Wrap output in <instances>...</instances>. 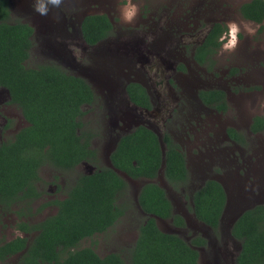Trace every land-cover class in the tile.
Returning <instances> with one entry per match:
<instances>
[{
  "label": "rangeland",
  "instance_id": "rangeland-1",
  "mask_svg": "<svg viewBox=\"0 0 264 264\" xmlns=\"http://www.w3.org/2000/svg\"><path fill=\"white\" fill-rule=\"evenodd\" d=\"M251 1L131 0L137 14L133 21L124 22L120 9L127 0H61L59 5L49 0H10L14 19L36 28L28 66L60 65L87 79L99 95V102L86 107L84 122L97 135L93 145L101 155L102 167L111 166L110 155L118 136L144 122L160 135L169 132L182 146L188 156L190 181L176 189L165 178L163 168L156 184L166 191L177 214L183 215L188 225L176 229L171 222L160 219L157 224L188 243L198 236L208 240L209 247L199 250L200 264H234L241 251V244L232 237L234 223L244 211L264 205V132L257 136L250 133L253 120L264 117V23L257 25L240 15V7ZM41 2L46 5L45 14L36 11ZM93 14L107 15L116 33L107 42L89 47L83 41L81 25L86 16ZM218 22L235 25L240 37L234 48L224 44L213 75L194 62L193 51ZM180 66L187 71L178 72ZM169 80H174L178 89L170 87ZM131 82L145 86L153 96V117H141L129 103L125 90ZM213 89L227 94L226 113L199 103V92ZM27 126L21 110L11 105L8 92L0 89V145ZM230 128L245 134L246 147L229 140ZM95 170L90 164L68 173L44 167L41 176L50 186L43 200L32 206L35 216L30 221L37 223L54 215V208L46 213L34 212L47 201L64 198L77 178ZM124 177L130 188L120 204L130 205L129 211L107 233L82 241L80 249L92 248L101 257L111 253L127 257L136 244L146 217L140 209L139 193L150 181ZM212 177L220 181L229 197L217 237L192 210L194 193ZM52 183L60 187L58 195ZM0 220V243L21 236L12 229V217L0 215ZM21 257L0 264H20Z\"/></svg>",
  "mask_w": 264,
  "mask_h": 264
},
{
  "label": "trees",
  "instance_id": "trees-1",
  "mask_svg": "<svg viewBox=\"0 0 264 264\" xmlns=\"http://www.w3.org/2000/svg\"><path fill=\"white\" fill-rule=\"evenodd\" d=\"M245 20L264 23V0L244 4ZM225 28L217 24L205 43L199 47L197 59L205 61L222 46ZM113 24L106 15L85 18L82 32L89 45H96L112 35ZM34 48V29L12 17L8 0H0V89L9 91L11 103L22 112L28 126L0 145V204L22 205L40 196L36 184L46 166L73 169L86 161L97 162L92 149L94 134L84 118L97 103V95L81 77L70 74L54 63L31 68L28 62ZM132 101L149 108L146 91L134 85L128 88ZM219 92L201 93L206 103L220 101ZM220 110L226 109L218 104ZM255 134L264 131V117H257L252 126ZM230 136L239 143L245 139L235 130ZM167 151L163 160L158 137L145 128L122 138L111 156L113 167H101L83 175L66 200L58 202L59 212L37 225L20 224L28 237H17L0 243V262L22 255L20 264H199L195 246H205L203 239L188 243L176 234L165 233L157 218L173 219L185 227L184 219L175 215L165 190L148 183L139 193V205L146 215L139 227V236L127 257L119 253L99 256L92 248L80 249L85 239L107 233L126 215L128 204L120 201L129 192L130 184L120 175L132 179H155L165 162V178L170 184L186 182L188 170L185 155L170 135L164 138ZM177 186V185H176ZM197 219L217 230L226 206L223 186L208 181L194 194ZM232 234L242 243L237 264H264V205L247 210L234 224Z\"/></svg>",
  "mask_w": 264,
  "mask_h": 264
},
{
  "label": "flooded vegetation",
  "instance_id": "flooded-vegetation-1",
  "mask_svg": "<svg viewBox=\"0 0 264 264\" xmlns=\"http://www.w3.org/2000/svg\"><path fill=\"white\" fill-rule=\"evenodd\" d=\"M9 1V4H10V7H11V2H10V0H8ZM246 4V3H245ZM243 6V5H242ZM241 6V7H242ZM241 7H240V9H241ZM11 12H12V7H11ZM94 15V14H93ZM96 15V14H95ZM105 15V14H104ZM240 15H241V17H242V19H244V17L242 16V14H241V11H240ZM88 16H91V15H88ZM88 16H86V17H88ZM107 16V15H106ZM12 17H13V12H12ZM85 17V18H86ZM85 18H84V20H85ZM109 18V17H108ZM13 19H14V17H13ZM15 20V19H14ZM84 20H83V22H84ZM245 20V19H244ZM15 21H18V20H15ZM111 21V20H110ZM245 21H247V20H245ZM22 22V21H21ZM83 22H82V25H83ZM251 22V21H250ZM24 23V22H23ZM112 23V22H111ZM253 23H255V22H253ZM27 24V23H26ZM113 24V23H112ZM217 24H220V25H222L226 30H225V32H224V34H223V36L221 37V39H220V42H222V46H221V48L218 50V52L216 53V54H210V55H208V57L206 58V60L205 61H199L198 59H197V56H198V49H199V47H201L204 43H205V41H206V39H207V37H208V35H209V33L211 32V30L214 28V26L215 25H217ZM257 24V23H256ZM263 24V23H262ZM28 25H30V24H28ZM82 25H81V32H82ZM257 25H261V24H257ZM31 26V25H30ZM33 29H34V37H35V35H36V28L34 27V26H31ZM115 28H114V25H113V31H112V35L108 38V39H106V40H104V41H101V42H99L98 44H96V45H89L86 41H85V39H84V36H83V32H82V38H83V41L85 42V44L87 45V46H89V47H96V46H99V45H101V44H103V43H105V42H107L108 40H110V38H112L114 35H115ZM240 33L239 32H235V33H232V27H230V26H227V25H225V24H223V23H215V24H213L211 27H210V30H209V32H208V34H207V36L205 37V39L203 40V42L202 43H200L198 46H196L195 47V49H194V51H193V59H194V62L199 66V67H201V68H203V69H205V71L206 72H208V73H211V74H213V75H215V73H214V71H215V66H216V59H217V57H218V55H219V53H220V51L222 50V48H223V46H224V44H227V46H229V48H234L237 44H238V42H239V37H240V35H239ZM233 36H235V38H236V42H235V45L233 46ZM57 65V64H56ZM60 66V65H59ZM62 67V66H61ZM64 68V67H63ZM65 69V68H64ZM66 70V69H65ZM177 70H178V72H180V73H184V72H186L187 71V69L184 67V66H180V67H178L177 68ZM71 74V73H70ZM73 75V74H72ZM74 76H76V75H74ZM77 77H79V76H77ZM82 78V77H81ZM90 86H91V88L95 91V89H94V87H93V85L87 80V79H85V78H83ZM134 85H137V86H140L141 88H143L145 91H146V94H147V96H148V100H149V105H150V107L149 108H147V107H142V106H139V105H136L133 101H132V98H131V96H130V94H129V92H128V88L130 87V86H134ZM168 85L170 86V87H173V88H175V89H178V86H177V84H176V82L174 81V80H169V82H168ZM7 91V90H6ZM126 95H127V98H128V101H129V103L131 104V105H133V107L135 108V111L136 112H139L140 113V115H141V117H143V118H147V117H153V113L155 112V110H156V103H155V101H154V99H153V96L150 94V92L148 91V89L145 87V86H143V85H141V84H139V83H133V82H131V83H129L128 85H127V87H126ZM8 92V94H9V96H10V93H9V91H7ZM204 92H219V93H221V94H223L224 96L223 97H221L220 96V101L218 102V103H215V104H211V103H206L202 98H201V93H204ZM95 93H96V95H97V97H98V99H97V102H99V95L97 94V92L95 91ZM198 101H199V103L202 105V106H204V107H206V108H208V109H210V110H214L215 112H217V113H226L227 112V110H228V107H229V104H228V98H227V94L224 92V91H222V90H218V89H213V90H201L200 92H199V94H198ZM10 103H11V97H10ZM218 104H220L221 106H223L226 110L225 111H222V110H220L217 106H218ZM11 105H13V106H15V107H17L16 105H14V104H12L11 103ZM18 108V107H17ZM85 110H86V108H85ZM22 113V112H21ZM23 116V115H22ZM23 118H24V116H23ZM257 118V117H256ZM25 119V118H24ZM255 120V119H254ZM254 120H253V122H252V124H251V127H250V133L252 134V135H255V136H257V135H261V134H263V132H261V133H258V134H255V133H253L252 132V126H253V124H254ZM27 122V121H26ZM140 128H145V129H147V130H149V131H152L154 134H156V136L158 137V139H159V142H160V145H161V148H162V154H163V160L165 161V156H166V151H167V148H166V145L164 144V138H165V136L168 134V135H170V137L172 138V140L180 147V152L181 153H183L184 155H185V160H186V168H187V170H188V179H187V181L186 182H180V183H178V184H176V185H174V184H171L174 188H176V189H179L180 187H182V186H184V185H186L187 184V182L188 181H190V179L192 178V176H191V172H190V169H189V164H188V156H187V154H186V152L183 150V148H182V146L176 141V139L173 137V135L172 134H170L169 132H164L162 135H160V134H158L152 127H150L148 124H146V122H144V123H141V124H138V125H136L135 127H134V129L133 130H131V131H129V132H125V133H122L120 136H118V140H117V142H116V144L113 146V148H112V153H111V155H110V161H111V156H112V154L114 153V151L117 149V146H118V144H119V142H120V140L122 139V138H124V137H126V136H129V135H132V134H134L138 129H140ZM231 129H233V130H235L239 135H241L244 139H245V141H246V143H239L238 141H236V140H234L231 136H230V134H229V131L231 130ZM123 131H125V129H122ZM90 132H92L93 134H94V136H95V138L97 137V135H95V133H94V131H90ZM16 135V134H15ZM227 135H228V138H229V140L231 141V142H233V143H235V144H237V145H239V146H241V147H246V145H247V138H246V136H245V134H242V133H240L238 130H236V129H234V128H230V129H228V131H227ZM95 138L93 139V142H94V140H95ZM92 149L93 150H95L96 151V155H97V162H94V163H89V162H86V161H84V162H82L81 164H79V165H77V166H75L73 169H70V170H63L62 168H58V167H52V166H48V167H52L53 169H55V170H57V171H61V172H64V173H68V172H72V171H74V170H76L78 167H80V166H82V165H84V164H90V165H92V166H94L95 168H96V170L93 172V173H95L97 170H98V168H101L102 166L100 165L101 164V155L99 154V152H98V150L96 149V148H94V145H92ZM165 163V162H164ZM203 166V163H201L200 165H199V167H202ZM109 167H113L112 166V163H111V166H109ZM162 169H163V167H162ZM161 169V170H162ZM164 169H165V167H164ZM160 170V171H161ZM42 171V170H41ZM160 171H159V174H160ZM93 173H91V174H93ZM120 173V175H122L123 176V178L125 179V177L124 176H127L128 178H130L128 175H126L125 173H121V172H119ZM89 175V174H88ZM40 176H41V173H40ZM41 178H42V176H41ZM80 178V177H79ZM79 178H77L74 182H73V184H71L69 187H68V190H67V192H66V196L64 197V198H61V199H59V198H54V200H52V201H47V202H45L44 203V205L43 206H41L40 208H39V210L38 211H35L34 212V214H41V213H44L45 211H47V210H49V209H51V208H54V209H56V212H55V214L54 215H52V216H55L58 212H59V208H58V202H62V201H64V200H66L67 198H68V196H69V193H70V191H72V189H73V187H75V185H76V183H77V181L79 180ZM159 178V175H158V177H156L155 179H153V180H151V179H146V178H142V179H132V178H130V179H132V180H135V181H141V180H148V181H150V183H156V180ZM208 181H216V182H218V183H220V181L219 180H217L216 178H214V177H212V178H208L207 180H205V182L203 183V186L208 182ZM148 184V183H147ZM221 184V183H220ZM52 185L55 187V189H56V191H57V195L59 194V192H60V187L57 185V184H55V183H52ZM222 185V184H221ZM36 188H37V192L40 194V196L38 197V198H36V199H34V200H32V201H29V200H27V199H24V202H23V204L22 205H20V206H18L17 205V203L15 204V203H12L11 204V206L9 207L8 206V204L6 203V202H1V204H0V215L1 216H5V218L7 219V217H12L13 218V220H14V223H13V227H12V229L14 230V232H18L21 236H19V237H23V238H25V237H28L29 235L28 234H25L23 231H21V229H20V224H22V223H27V224H29L30 226H34V225H37V224H39L40 222H42V221H40V222H37V223H33L32 221H30V219H32V216H35V215H32V206L36 203V202H39L40 200H43V198L45 197V194L47 193V187L48 186H50V185H48V183H45V182H43V178H42V180L40 181V182H38L36 185ZM41 186H43L44 188H41ZM203 186H202V188H203ZM223 186V185H222ZM143 188V187H142ZM223 188H224V186H223ZM200 190V189H199ZM198 190V191H199ZM224 191H225V194H226V206H227V204H228V200H229V197H228V193H227V191H226V189L224 188ZM166 192V191H165ZM197 192V191H196ZM195 192V193H196ZM194 193V194H195ZM168 197V196H167ZM168 199H169V197H168ZM170 200V199H169ZM170 202H171V200H170ZM172 203V202H171ZM192 204H193V212H194V208H195V206H194V195H193V197H192ZM172 206H173V211H174V214L175 215H179V216H181L183 219H184V221H185V227H178V226H176L175 224H174V222H173V219H160V218H157V219H160L161 221H169V222H171L172 223V225L176 228V229H183V228H186L187 227V221H186V219H185V217L183 216V215H181V214H177V212H176V210L174 209V205H173V203H172ZM225 206V208H224V211H223V215H224V213L226 212V210H227V207ZM16 208H19V210H16ZM253 208H255V207H253ZM253 208H250V209H253ZM249 210V209H248ZM247 211V210H246ZM246 211H244L243 213H242V215L246 212ZM46 213V212H45ZM194 214H195V212H194ZM223 215H222V218H221V220H220V226H219V228L217 229V230H215V229H213L211 226H208L212 231H213V234L217 237V235H219L220 234V229H221V225H222V220H223ZM241 215V216H242ZM52 216H50V217H52ZM196 216V215H195ZM240 216V217H241ZM239 217V218H240ZM49 218V217H48ZM197 218V217H196ZM238 218V219H239ZM47 219V218H46ZM45 218H44V220L43 221H45L46 220ZM237 219V220H238ZM198 220V219H197ZM1 221V220H0ZM199 221V220H198ZM200 222V221H199ZM200 223H202V222H200ZM202 224H204V223H202ZM235 224V223H234ZM206 225V224H205ZM234 226V225H233ZM159 227V226H158ZM160 228V227H159ZM233 228V227H232ZM161 230V229H160ZM163 231V230H162ZM164 232V231H163ZM165 233H167V232H165ZM170 234H174V233H170ZM176 235H178V234H176ZM178 236H180V235H178ZM181 237V236H180ZM232 237H233V239L235 240V241H237V242H239L240 244H241V249H242V243H241V241H239L237 238H235L234 236H233V234H232ZM203 239V240H205L206 241V245L205 246H195L194 248L199 252V255H200V259H199V264H200V261H201V253H200V251H201V249H207L208 247H209V242H208V240H206L205 238H202V237H200V236H198V237H196L194 240H196V239ZM186 241V240H185ZM191 244V243H190ZM200 250V251H199ZM240 252L241 251H239V253H238V255H237V257L239 256V254H240ZM237 257H236V260H237ZM236 260L234 261V264H237L236 263ZM0 263H3V262H0Z\"/></svg>",
  "mask_w": 264,
  "mask_h": 264
},
{
  "label": "clouds",
  "instance_id": "clouds-1",
  "mask_svg": "<svg viewBox=\"0 0 264 264\" xmlns=\"http://www.w3.org/2000/svg\"><path fill=\"white\" fill-rule=\"evenodd\" d=\"M49 2L53 5H59L61 0H49ZM36 11H38L41 14H45L47 12L46 5L43 2L39 3L38 7L36 8ZM136 14H137V8L135 5L131 3V0H127V2H125L120 9V15L123 18L124 22L133 21L136 17ZM232 31L234 33L237 31L235 25L232 26ZM235 42H236V38L235 36H233V46L235 45Z\"/></svg>",
  "mask_w": 264,
  "mask_h": 264
},
{
  "label": "water",
  "instance_id": "water-1",
  "mask_svg": "<svg viewBox=\"0 0 264 264\" xmlns=\"http://www.w3.org/2000/svg\"><path fill=\"white\" fill-rule=\"evenodd\" d=\"M165 167V163H163V168Z\"/></svg>",
  "mask_w": 264,
  "mask_h": 264
}]
</instances>
